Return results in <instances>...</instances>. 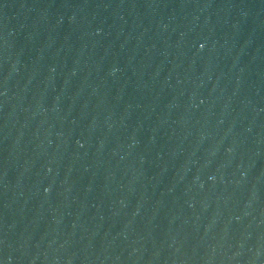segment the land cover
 <instances>
[{
	"label": "water",
	"instance_id": "water-1",
	"mask_svg": "<svg viewBox=\"0 0 264 264\" xmlns=\"http://www.w3.org/2000/svg\"><path fill=\"white\" fill-rule=\"evenodd\" d=\"M0 264H264V0H0Z\"/></svg>",
	"mask_w": 264,
	"mask_h": 264
}]
</instances>
